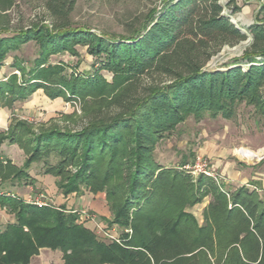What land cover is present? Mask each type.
I'll use <instances>...</instances> for the list:
<instances>
[{
	"label": "trees",
	"instance_id": "16d2710c",
	"mask_svg": "<svg viewBox=\"0 0 264 264\" xmlns=\"http://www.w3.org/2000/svg\"><path fill=\"white\" fill-rule=\"evenodd\" d=\"M75 3L44 0L49 23L14 29L7 12L14 0H0V68L25 43L37 46L28 67L13 57L20 78H0V107L39 88L49 98L108 92L81 130L52 127L20 139L11 124L0 133V146L6 138L26 153L17 166L0 151V185L32 183L28 168L43 162L63 194L104 193L108 223L122 231L118 241L105 240L71 209L0 192V207L14 216L0 229V264H29L42 247L61 250L62 264H264V198L256 190H230L203 174L193 180L155 156L165 134L189 117L231 119L241 104L264 116V0L244 26L230 19L239 10L235 0H161L119 36L73 26ZM247 39L239 55L210 64L225 46ZM75 45L86 46L98 67L68 74L65 64L49 63L57 53L76 55ZM111 106L113 114H101ZM205 195L211 200L199 223L189 207Z\"/></svg>",
	"mask_w": 264,
	"mask_h": 264
},
{
	"label": "rangeland",
	"instance_id": "374dc122",
	"mask_svg": "<svg viewBox=\"0 0 264 264\" xmlns=\"http://www.w3.org/2000/svg\"><path fill=\"white\" fill-rule=\"evenodd\" d=\"M160 1L76 0L74 8L68 16L73 26L86 27L100 34L119 36L126 34L136 24L137 19L143 18L150 9L155 6L158 7ZM221 1L226 4L228 0ZM235 2L239 10L235 14L230 15V19L238 26L251 24L262 0H235ZM7 12L11 18L10 25L14 29L39 22L49 23L50 21L48 12L44 7V0H14L13 6ZM235 46L227 47L231 49ZM75 51L76 55L69 54V52L51 55L49 63L65 64V71L68 74L72 71H93L94 68L98 67V63L95 64V59L87 52L86 46L75 45ZM235 55H239V53L223 48L210 64L212 66L217 63L222 64ZM36 56L37 46L35 43L33 41L25 43L19 50L8 54L4 65L0 68V78L10 72L15 73L20 78V70L10 66L14 60L13 57L17 59V63H22L25 67H28ZM101 73L108 81H111L109 72L102 70ZM146 81L147 79H143L140 82L144 84ZM107 93L106 90H101L89 96H70V98H67L61 95L49 98L44 90L39 88L25 100H17L13 104L0 107V133H5L11 124L19 126L14 128L17 137L20 139H24L29 134L38 133L42 129L52 127L81 130L88 119L91 118V111L103 108L106 103ZM116 110L114 106L107 107L102 110L101 114L111 115ZM165 135L156 146L155 156L157 161L166 167L179 169H186L185 166L188 165L190 168H187V170L190 171L193 180L199 175L195 169L197 156H200L210 169H212L210 161L221 158L226 162H233L236 167L242 164L249 166L264 163V116L254 114L253 110L244 104L238 106L237 115L234 118L223 119L219 116L213 118L206 116L196 121L193 117H189L184 122L177 124L174 130ZM3 143L8 146L13 145L9 149L4 148V151L10 154L15 163L24 162L26 153L22 147L16 143H10L6 138ZM57 161L58 157L54 155H51L48 160V162L52 163ZM33 163L42 165L38 167H40L41 174H44L43 162L35 161ZM66 165L69 171L75 169V166L68 161ZM48 175L53 176L51 174ZM65 175L67 174L65 173ZM215 181L218 184L222 183L225 188L230 190L234 188L225 182L220 175ZM39 191H42V189L38 190V193ZM85 191L87 190L83 192ZM58 193L63 194L57 187L55 196H58ZM70 194H74V196L81 195V193L77 194L75 192L63 195ZM40 199L44 200L43 197ZM210 200L211 196L205 195L199 202L190 206L189 210L200 219L204 207ZM52 201V204L45 202V205L62 206L58 205L59 203L55 200ZM71 210L78 214L79 219L84 222L79 213L82 211L88 212L87 207L73 208ZM88 213L91 218L87 221L93 223V228L100 233L101 238L104 236V232H111L114 236L121 233L122 230L120 228V231L115 232L112 230L113 228L107 227L105 223L102 224L96 221V216L91 212ZM103 239L109 240L105 237Z\"/></svg>",
	"mask_w": 264,
	"mask_h": 264
},
{
	"label": "crops",
	"instance_id": "0c3cea01",
	"mask_svg": "<svg viewBox=\"0 0 264 264\" xmlns=\"http://www.w3.org/2000/svg\"><path fill=\"white\" fill-rule=\"evenodd\" d=\"M13 145L1 144L2 154L7 156L12 160V157L5 149H9ZM5 148V149H4ZM13 163H15L12 160ZM212 169L215 173L220 175L225 182L231 186H247L249 189L256 190L264 198V163L258 165H245L235 166L232 162H226L225 160L216 159L215 161H210ZM21 166L23 163H15ZM42 165H37L32 163L28 168V174L33 178V182L30 184L14 183L10 185H0L1 193H10L22 197L26 201H44L52 204V200H55L58 205H62L66 210L73 208L87 207L88 212H91L96 216V221L107 225L109 228H113L115 232L120 231L119 227L115 224H109L108 220L111 218V211L105 199V195L102 192L91 193L88 191L83 192L80 196H74V194L64 196L62 193H58L56 186V177L50 176L48 174H41L40 167ZM42 189V191L38 190ZM41 192V193H40ZM38 193V194H37ZM43 197L44 200L40 198ZM193 215L199 223L202 222V215L200 219L194 213ZM79 221H81L79 219ZM14 216L8 213L4 207H0V229L4 228L6 224L13 223ZM83 222V221H81ZM85 222V221H84ZM84 225L89 229L93 228V223L87 221ZM95 230V229H94ZM111 233V232H110ZM98 235V234H97ZM101 237L100 235H98ZM63 263V253L59 249H51L48 247H42L39 249L38 253L31 256L29 264H62ZM111 264V263H103Z\"/></svg>",
	"mask_w": 264,
	"mask_h": 264
},
{
	"label": "built area",
	"instance_id": "2783aa9c",
	"mask_svg": "<svg viewBox=\"0 0 264 264\" xmlns=\"http://www.w3.org/2000/svg\"><path fill=\"white\" fill-rule=\"evenodd\" d=\"M185 167H186V169L190 168L188 165H186ZM195 169H196L197 174H203V175L209 176V177L213 178L214 180H217L218 177H219V175H217L212 169H210L208 167L207 163L200 156H197L196 159H195ZM33 203H35L39 207L46 204L44 201H34ZM79 216H81L84 221H86L89 218H91V215L88 212H85V211L80 212ZM125 231L126 232H131L130 229H125ZM95 232H96V234L100 235V233L97 230H95ZM103 237H105L107 239L117 240L118 241L119 235L114 236L112 233L104 232V236Z\"/></svg>",
	"mask_w": 264,
	"mask_h": 264
},
{
	"label": "water",
	"instance_id": "95a60500",
	"mask_svg": "<svg viewBox=\"0 0 264 264\" xmlns=\"http://www.w3.org/2000/svg\"><path fill=\"white\" fill-rule=\"evenodd\" d=\"M242 32H245L244 29H241ZM249 39L245 41H241L238 45H236L233 48H228L227 46L224 47V49L229 50V51H237L239 54L242 52L243 48L248 44ZM215 58V57H214ZM214 58L212 59L211 63L213 62Z\"/></svg>",
	"mask_w": 264,
	"mask_h": 264
}]
</instances>
